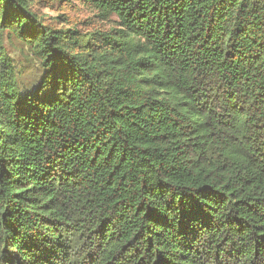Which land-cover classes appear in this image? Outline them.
Here are the masks:
<instances>
[{
	"label": "trees",
	"instance_id": "1",
	"mask_svg": "<svg viewBox=\"0 0 264 264\" xmlns=\"http://www.w3.org/2000/svg\"><path fill=\"white\" fill-rule=\"evenodd\" d=\"M51 1L0 0V264H264V0Z\"/></svg>",
	"mask_w": 264,
	"mask_h": 264
},
{
	"label": "rangeland",
	"instance_id": "2",
	"mask_svg": "<svg viewBox=\"0 0 264 264\" xmlns=\"http://www.w3.org/2000/svg\"><path fill=\"white\" fill-rule=\"evenodd\" d=\"M39 14L45 17L47 23L56 27H77L81 31H89L93 28L102 30L110 26L117 27L115 18L111 21H102L86 10L78 1L68 2L53 0L49 7H41ZM63 16V18H59ZM66 19L68 24L60 23ZM4 48L8 52L15 67L16 83L20 90H27L34 86L42 76L43 70L38 59L23 44L15 39L5 40Z\"/></svg>",
	"mask_w": 264,
	"mask_h": 264
}]
</instances>
